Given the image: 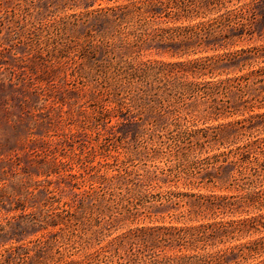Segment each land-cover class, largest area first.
<instances>
[{
	"label": "rangeland",
	"instance_id": "obj_1",
	"mask_svg": "<svg viewBox=\"0 0 264 264\" xmlns=\"http://www.w3.org/2000/svg\"><path fill=\"white\" fill-rule=\"evenodd\" d=\"M81 1L0 0V260L53 234L72 264H151L264 239L259 225L197 251L152 243L144 261L131 257L130 246L118 254L112 246L137 229L219 226L264 214L258 202L233 214L218 209L222 198L264 192V117L248 122L264 115V1L196 0L199 17L179 21L161 10L142 20L119 11L155 0ZM249 4L252 35L228 40L227 31L217 32L185 55L180 44L152 39L160 29L217 23ZM101 9L116 16L88 20ZM206 60L212 73L166 68ZM221 82L233 87L212 89ZM144 91L149 98L140 99ZM253 143L257 175L232 164ZM59 207L74 210L67 233L22 217ZM46 254L30 264H45ZM263 261L261 250L238 264Z\"/></svg>",
	"mask_w": 264,
	"mask_h": 264
},
{
	"label": "trees",
	"instance_id": "obj_2",
	"mask_svg": "<svg viewBox=\"0 0 264 264\" xmlns=\"http://www.w3.org/2000/svg\"><path fill=\"white\" fill-rule=\"evenodd\" d=\"M74 1H79V5H81L82 3L81 0ZM86 1L90 3V1L92 0ZM185 1L186 0H155L149 2L147 5L144 6L135 4L131 8L123 7L119 9V11H121V14H123L125 18H133V16H137L140 18V20H142L143 17H161L160 15L165 12H167L169 16H172L170 19L175 18V21L183 19L192 20L196 17H199L198 15L200 14L201 9L200 2L196 0H190V4H186ZM252 4L241 8L240 11L236 14L226 15L217 23H203L195 26H187L185 28L160 29V31L154 32L152 39H158L160 41L169 40L172 43H176V45L180 44V50L183 49V55H185L189 49L194 47V45L199 46L206 43L209 39H212V37H214L217 32L223 34L227 31L228 36L225 35L224 38H228V40L233 38L240 39L246 34L252 35L251 27L253 24V20L256 16L254 5ZM88 7L89 5L86 6V8ZM158 10L162 11L160 15H158ZM110 11L113 12V10L110 9L96 10L87 13L86 17L92 16V19L88 20H97L98 18L113 20L112 17H115L116 15H111L112 13H110ZM261 16L264 17V14H262ZM85 21L87 22V20H84L82 24H84ZM216 24L217 26H215ZM233 31L234 34H229V32ZM232 35L234 36L233 38L231 37ZM238 56L239 54L234 55L233 59H237ZM213 65L214 63L209 60H206L195 61L192 63H176L169 65L166 68L171 66V68L173 69L170 70V72H173L175 69L178 68L179 72L194 71L193 73H195L198 71H204L212 73L211 68ZM220 87L228 89L230 87H233V84L222 85L221 82L215 84L212 89L216 90ZM178 88H183L182 84L181 86H178ZM188 90H190V87H188ZM192 91L196 90L193 89ZM143 98H149V95L146 91H144L143 97H140V99ZM134 101L136 100H133V102ZM263 117L264 115L254 116L251 117L248 122L250 124H254L257 118ZM237 124L240 123L237 122ZM262 124L264 125V121L262 122ZM243 127L244 126H242L241 128ZM254 145L255 143L249 144L242 149H238L235 155L239 156L240 158H238L235 162H232V164L241 167V169H244L245 171H253L254 175H257L258 171L254 163H260ZM223 162L228 164L227 160H224ZM240 173L244 174L242 172ZM106 180L113 182L115 178L113 177L112 179H108L104 177V181ZM245 189H248L246 188L245 184H238V190L244 191ZM209 201V199H206V201L203 202L202 205H204L206 202L208 203ZM220 202L221 204L218 209H224L229 213L233 214L235 213V211H237L238 207L240 206L247 205L248 207H251V205L255 202H258L259 204H264V192L241 195L236 197L235 200L232 201L226 198H222L220 199ZM50 206L52 207L53 204H50ZM19 207L20 210L24 212L26 211L25 206L22 205ZM22 217L25 219L27 224H30L32 226H40L45 230H47L50 226L59 227L60 232L63 234L65 233V231L67 233L71 229L72 218L75 219V214L72 208L62 210V208L59 207L50 208L49 210L46 209L45 212H40L39 215L37 213H30L23 215ZM259 225H264V214H260L257 217L244 219L241 221H231L226 224H221L219 226L201 225L198 228L191 227L181 229L159 228L153 229L151 231L137 229L129 233L128 235L119 237L115 241V243H112V246H115V252L117 254L123 248L130 246L131 251L133 252L131 253V257H137L139 258V261H144V259L147 257V253L151 250L150 244L152 243L169 244L172 242H176L178 246L182 247V249H188L189 247H191L194 251H197L198 249H205L206 246L211 245L213 240H217L219 237L224 238L227 236H231V234L234 233L237 234L243 231L259 229ZM57 236L58 234H53L49 238L38 239L35 245L32 247L19 246L14 248L13 250L7 251V255H4V258L0 260V264H30L31 261L34 260V258H40L41 255H45L48 252L46 254L47 258L45 259V264H47V261H49V254L50 252H53L55 248V254L57 255V258H55V255H50V259H52L51 261L53 262V264H72L73 261L68 260V258H65V255H62L61 250L57 248L61 247L57 244L59 242ZM135 247H137V249ZM261 250H264V239L231 249L229 252L221 254H197L193 256H180L175 258L169 257L164 258L162 260L156 258L152 260L151 264H228L230 262L238 264L244 259H249L251 256L257 255ZM42 263L43 262H41V264ZM256 264H264V261Z\"/></svg>",
	"mask_w": 264,
	"mask_h": 264
}]
</instances>
